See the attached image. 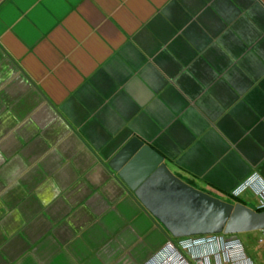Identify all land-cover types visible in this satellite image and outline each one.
Here are the masks:
<instances>
[{
    "label": "crops",
    "instance_id": "obj_1",
    "mask_svg": "<svg viewBox=\"0 0 264 264\" xmlns=\"http://www.w3.org/2000/svg\"><path fill=\"white\" fill-rule=\"evenodd\" d=\"M135 135L205 191L264 178V0H0V264L155 256L109 163ZM226 236L247 256L211 264H264L261 229Z\"/></svg>",
    "mask_w": 264,
    "mask_h": 264
},
{
    "label": "water",
    "instance_id": "obj_2",
    "mask_svg": "<svg viewBox=\"0 0 264 264\" xmlns=\"http://www.w3.org/2000/svg\"><path fill=\"white\" fill-rule=\"evenodd\" d=\"M143 205L175 237L264 228V208L229 202L176 174L165 156L132 136L109 161Z\"/></svg>",
    "mask_w": 264,
    "mask_h": 264
},
{
    "label": "built area",
    "instance_id": "obj_3",
    "mask_svg": "<svg viewBox=\"0 0 264 264\" xmlns=\"http://www.w3.org/2000/svg\"><path fill=\"white\" fill-rule=\"evenodd\" d=\"M252 192L257 198V208H264V178L253 172L240 182L231 192L234 197H242L247 192ZM264 239V228H261V238ZM218 244L217 250L204 253L200 250L202 245ZM196 249L197 252L187 254L185 251ZM212 255L219 258L238 259L246 257L244 244L239 238H227L226 233H209L188 235L182 237L171 236L164 247L150 258L145 264H211Z\"/></svg>",
    "mask_w": 264,
    "mask_h": 264
},
{
    "label": "rangeland",
    "instance_id": "obj_4",
    "mask_svg": "<svg viewBox=\"0 0 264 264\" xmlns=\"http://www.w3.org/2000/svg\"><path fill=\"white\" fill-rule=\"evenodd\" d=\"M216 196H219L229 202H236L237 198H235L234 196L231 195H224V194H219V193H213ZM242 198V197H241ZM243 200L246 202V204H248L249 206L253 207V208H257V201L256 199H252L251 197H243Z\"/></svg>",
    "mask_w": 264,
    "mask_h": 264
},
{
    "label": "trees",
    "instance_id": "obj_5",
    "mask_svg": "<svg viewBox=\"0 0 264 264\" xmlns=\"http://www.w3.org/2000/svg\"><path fill=\"white\" fill-rule=\"evenodd\" d=\"M231 194V193H230ZM231 196H233L232 194H231ZM235 198H237V201L238 200H243L241 197H235Z\"/></svg>",
    "mask_w": 264,
    "mask_h": 264
}]
</instances>
